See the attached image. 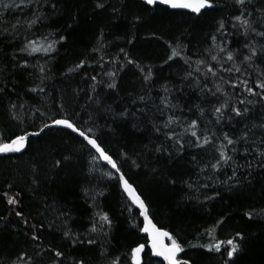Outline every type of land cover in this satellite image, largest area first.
I'll return each mask as SVG.
<instances>
[{
    "label": "trees",
    "instance_id": "16d2710c",
    "mask_svg": "<svg viewBox=\"0 0 264 264\" xmlns=\"http://www.w3.org/2000/svg\"><path fill=\"white\" fill-rule=\"evenodd\" d=\"M100 2L105 4L104 8L95 7ZM50 3H56L55 10ZM215 3L217 7L201 17L164 6L149 10L141 0H37L38 7L7 11L0 18V87H5V92L0 94V130L6 136L21 131L9 115L11 103L23 105L19 115L28 131L37 130L44 120L51 123V118L68 116L87 121L91 115L96 135L149 205L153 222L176 236L193 264H222V259L221 253H210L205 248L190 245L227 241L237 232L244 234L245 240L235 258L236 264H264V171L255 170L248 177L251 184L242 183L229 190L228 185L221 182L227 181L232 174L231 168L215 171L210 167L219 155L216 149L223 133L238 137L245 125L251 127L261 122L264 108L257 104L252 106L247 118L233 115L231 120L217 123L214 108L226 99L230 98L231 103L236 104L237 99L242 98L243 89H233L225 81L231 79L239 85L245 74L224 73L223 80H214L228 93L227 97L221 93L215 97L205 95L184 79L196 66L193 63L190 69L184 58L193 62L206 58L208 63L215 65L208 57V50L211 49L213 54L218 52L211 36L216 35L220 42L216 31L219 21L225 23L230 41L227 47L236 54V66L247 67L242 64L246 38L228 23L229 20L237 23L234 20L237 8L233 0H215ZM39 12L46 14L45 19L29 29L26 21L34 19V13ZM137 17H140L139 21ZM17 21L22 26L14 29L12 26ZM61 33L67 40L55 44L57 51L48 56L43 53L28 55L21 51L26 43L25 36L36 39L39 44L44 42V36L52 42L58 40ZM10 34L16 39L12 40ZM170 44L177 50L184 47L185 51L181 53L183 58L165 63L171 54ZM121 48L144 68V73L133 65L124 66L125 55ZM224 55L220 53L221 57ZM81 61H86L85 66L71 71ZM25 62L30 65L28 68L20 66ZM232 65L233 62H227L225 67ZM42 66L44 72L40 71ZM122 66L123 70H120ZM149 70L152 80L145 83L143 76ZM261 71H264V64L255 71L248 69L251 73L249 86L255 87L253 82ZM109 72H116L117 89L107 88V83L113 82ZM92 76L103 82L96 87L99 106L95 100L89 103V96L95 97ZM164 85H167L168 93L164 92ZM36 87L45 90L30 91ZM208 87H213V83L209 82ZM142 95L146 97L144 102L138 99ZM165 95H170L176 107L161 114L156 106ZM61 103L65 106L63 112L58 111ZM108 106L111 111L102 110ZM36 108L47 116L31 115L30 110ZM123 109L132 113L127 119L116 115ZM200 109L204 110L203 116ZM170 115H174L179 124L164 131H174L189 142L183 155L171 161L166 156L157 158L156 154L144 149L146 144L152 147L174 143L153 132L151 127L152 123L162 125ZM225 115L230 113L225 112ZM192 120L199 122L198 135L215 133L213 145L203 149L190 146L194 138L185 129ZM124 153L131 159H124ZM10 156H0V217L4 218L0 221V264H54L57 260L60 264H73L76 260H84L85 264H110L116 258L120 259V264H131V249L145 242V235L139 231L143 219L117 182L104 175L114 171L101 162L92 164V156L81 138L69 130L53 127L40 137H31L30 146L24 153ZM65 156L70 159L63 160ZM235 159L241 165L246 164L243 146ZM248 159L256 163L253 154ZM57 160L62 161L59 168L54 166ZM245 171L246 168H241L237 173L242 180ZM170 179L177 183H169ZM204 184L208 187H203ZM216 192L220 195L207 200ZM5 193L16 196L20 204L8 205ZM15 211L23 212L28 226ZM97 212H107L113 220L107 238L103 234L90 233ZM249 212L255 214L253 220L247 218ZM32 225L36 227L32 228ZM67 229H71L73 237L79 235L81 239H88L95 236L97 243L73 246L63 236ZM33 234L40 237L38 242L31 240ZM38 245L41 251H49L37 256ZM55 251L63 252L64 256L56 258ZM22 256L24 259H18ZM181 256L187 258L184 253ZM159 260L145 257L146 264H158Z\"/></svg>",
    "mask_w": 264,
    "mask_h": 264
},
{
    "label": "snow or ice",
    "instance_id": "6c2138e0",
    "mask_svg": "<svg viewBox=\"0 0 264 264\" xmlns=\"http://www.w3.org/2000/svg\"><path fill=\"white\" fill-rule=\"evenodd\" d=\"M233 4L236 6L238 12V14H234V20L237 23H232V20H229L228 23L232 29L240 32V34L246 38L243 45V49L246 51L245 54H243L242 64L247 65V67L236 66V54L227 47V44L230 43V41L227 40V31L223 21H219L216 26V31L221 38L220 42H217L216 35L211 36L212 43L218 49V52L213 54L211 49L208 50V57H210L211 61L215 62V65L208 63L206 58H200L194 62L189 58H184L185 64H187L190 69L192 68L193 63L196 65L193 71L187 72L184 79L189 81V86L199 89V91L205 95L215 97L217 96V93H221L227 97L228 93L224 92L221 85L216 84L214 80L216 78L223 80L224 73L231 74L235 72L245 74V78L240 80L239 85L233 83L231 79L225 81V83L229 84L233 89H236L237 87L242 88V98H238L236 104H232L229 98L221 103L219 107H215L213 115L215 116L217 123H220L224 119L231 120L233 115L235 117L247 118L248 114L252 111V106L257 104L264 108V71H261L257 76V79L253 82L255 83V87L249 86V77L251 73L248 72L249 68H252L253 71H255L260 64H264V0H233ZM143 5L148 6L149 10L157 9L159 6H164L166 9H171L175 12L187 11L195 14L197 17H201L208 10H214L217 7L215 0H143ZM49 6L53 10L57 7L56 3H50ZM22 7H38L37 0H20V3H16L15 0H10V2L0 0V18H2L4 13L7 11L20 9ZM95 7L104 8L105 4L100 2L97 3ZM34 16V19L26 21L29 29L38 23H42L46 14L39 12L34 13ZM139 19L140 17H137V21H139ZM20 26H22L20 25V21H17L12 27L16 29ZM5 32H7V29H5ZM10 35L12 40L16 39L14 34ZM100 35L103 37V32H101ZM256 37L261 39L257 41L255 39ZM23 39L26 43H24L21 51L27 52L28 55L43 53L45 56H48L57 51V48L54 45L60 43L61 41H66L67 37L61 33L58 40L48 42V37L44 36V42L39 44L36 39H29L27 36L23 37ZM168 47L171 49V54L165 60V63H168L169 60L181 57V53L185 51L184 47H180V49L177 50L172 44L168 45ZM120 51L125 55L126 63L124 66L133 65L137 67L141 73H144V68L140 67L137 61L129 58V54L124 52L123 48H121ZM0 52H2V50H0ZM220 53H224V57H221ZM101 59H103V57H101ZM227 62H233L232 67H225ZM85 63L86 61H81L75 66V68L71 69V71L83 68ZM20 66L28 68L30 65L25 62ZM120 70H123V66ZM40 71L44 72L43 66L40 68ZM108 75L113 78V82L107 83V88L117 89V83L115 82L116 72H109ZM237 79H239V77H237ZM143 80L145 83L152 80L150 70L143 76ZM91 82L92 91L95 93V97L90 95L89 103L95 100V103L99 106L100 100L96 98L99 96V93L96 91V87L98 84L103 82L97 81L96 76L91 77ZM209 82L213 83V87H208ZM162 87L165 93L169 92L167 85ZM44 90L45 89L43 87L30 89L32 92H43ZM4 92L5 87H0V94H3ZM249 97H251V99ZM138 99L141 102L146 101V97L143 95L138 97ZM160 101V105H157L156 108L161 114H164L166 111H170L176 107V105L172 103L170 95L160 97ZM22 107L23 105H17L16 103H11L9 105V115L11 119L14 120L20 127L21 131L17 134L6 136L4 131L0 130V156L11 158L10 154L24 153L30 146L31 137H40L46 130L53 127L70 130L71 133H74L77 137L81 138V143L89 150V154L92 156V164H95L96 162H103L105 165L110 166L111 169L114 170V173L106 172L104 175L109 180H115L117 182V186L123 189V192L126 194L128 200H130L131 203L139 209V215L143 218V226L139 229V231L145 234V242L138 243L131 249V264H146V255L160 258L158 264H164V262H166V264H193L192 258L187 256L186 248L176 238V236H174L171 232L158 227L157 224L153 222L150 215L149 205L145 202L141 194L137 191V188L130 182L125 173L121 170V165L118 163L117 159H114L113 155L106 150L100 137L96 135L93 127L94 118L91 115L87 121H77L74 117L69 118L68 116L51 118V123L44 120L42 121V126H38L37 130L28 131L25 128V121L23 117L19 115V111ZM64 108V104L61 103L58 111L63 112ZM102 110L111 111V106ZM30 112L33 116H35L36 113H40V116L42 117L47 116L46 113L40 112L39 108L30 110ZM225 112L230 113V115L226 116ZM131 114L132 113H130L127 109H123L116 115H118L121 119H127ZM116 115L113 116V119L116 118ZM200 115H204L203 109H200ZM83 124H89V126L83 127ZM173 124H179V120L174 115H170L162 125L152 123L151 127L153 132L165 137L167 141H174V143H170L168 146H165L164 144H154L152 147H149V145L146 144L144 145V149L156 154L157 158L166 156L169 161L182 156L186 144L189 142L185 141L182 136H178L174 131H164L165 129H171ZM198 128L199 122L197 120H192L185 129V132H190V136L194 138L191 140L190 146L193 148L203 149L208 145H213L216 139L215 133H212V135L209 136L201 132L198 135ZM241 146H243V158L246 161L245 165L239 164L235 159L236 155L241 152ZM172 149H174L175 155ZM216 151H218L219 155L215 158V162L210 164V167L215 171H220L222 168H231L232 173L228 177L227 181H222L221 183L227 184L229 190L241 186L242 183L251 184L252 181L251 179H248V177H251L255 170L264 171V115L261 116V122L259 124L254 123L251 127L245 125V129L236 138H233L226 132L223 133V139ZM250 154H253V159L256 161L255 164H253L252 160L248 159ZM123 157L124 159H131L127 153H124ZM69 159L70 157L68 156L63 157V160ZM192 159L195 160V156H193ZM132 163L136 164V161H132ZM61 164L62 161L57 160L55 161L54 166L59 168ZM136 166L139 167V165ZM241 168H246V171L243 173V180L241 179V176L237 175ZM169 183L174 185L177 181L175 179H170ZM9 187H11V185H9ZM188 187L191 188L192 185L189 184ZM203 187L207 188L208 185L204 184ZM4 195L7 198L8 205L17 206L20 204V201L16 196H8L7 193ZM97 195H103V193H97ZM219 195L220 193L216 192L215 195L208 196L207 200H213ZM15 215L21 218V221L25 226H28V220L24 218L22 211H15ZM95 215L96 219L93 221L90 233L103 234V236L107 238L109 231L113 227L112 218H110L107 212H97ZM246 215L249 220H253L255 214L249 212ZM3 219V217H0V221ZM220 223H223V221H220ZM52 224L54 225L55 221H53ZM31 227L35 228L36 226L32 225ZM63 236L70 240L73 246L76 244L93 245L97 243V238L95 236L88 239H81L79 235H75V237H73L71 229L64 230ZM31 240L33 242H38L40 237L33 234L31 236ZM244 240V234L237 232L233 238L227 241H218L199 245L192 244L190 247L205 248L207 252L210 253H221L222 264H236L235 258L241 250V242ZM166 241L168 242L166 243ZM43 251H49V249H44ZM43 251L39 249L38 245L37 256H42ZM182 253H184L187 258L181 256ZM24 256H27V253H25ZM54 256L56 258H60L64 256V253L61 251H55ZM18 259H24V257L22 256ZM54 264H60V261L57 260ZM73 264H85V261L76 260ZM110 264H120V259H113L110 261ZM151 264H156V262H151Z\"/></svg>",
    "mask_w": 264,
    "mask_h": 264
},
{
    "label": "water",
    "instance_id": "95a60500",
    "mask_svg": "<svg viewBox=\"0 0 264 264\" xmlns=\"http://www.w3.org/2000/svg\"><path fill=\"white\" fill-rule=\"evenodd\" d=\"M141 1H143V0H141ZM187 12V11H186ZM70 131V130H69ZM17 154H21V153H17ZM11 155V154H10ZM103 163V162H102ZM104 164V163H103ZM105 165V164H104ZM105 166H107V167H109L110 169H111V167L110 166H108V165H105ZM112 170V169H111ZM114 171V170H113ZM123 190V189H122ZM127 197V196H126ZM135 206V205H134ZM136 207V206H135ZM137 208V207H136ZM138 209V208H137ZM139 210V209H138ZM143 219V218H142ZM144 234V233H143ZM145 235V234H144ZM166 243H167V241H166ZM160 259V258H159Z\"/></svg>",
    "mask_w": 264,
    "mask_h": 264
},
{
    "label": "rangeland",
    "instance_id": "374dc122",
    "mask_svg": "<svg viewBox=\"0 0 264 264\" xmlns=\"http://www.w3.org/2000/svg\"><path fill=\"white\" fill-rule=\"evenodd\" d=\"M16 3H20V0H15Z\"/></svg>",
    "mask_w": 264,
    "mask_h": 264
},
{
    "label": "bare ground",
    "instance_id": "6f19581e",
    "mask_svg": "<svg viewBox=\"0 0 264 264\" xmlns=\"http://www.w3.org/2000/svg\"><path fill=\"white\" fill-rule=\"evenodd\" d=\"M125 194V193H124ZM126 195V194H125Z\"/></svg>",
    "mask_w": 264,
    "mask_h": 264
}]
</instances>
